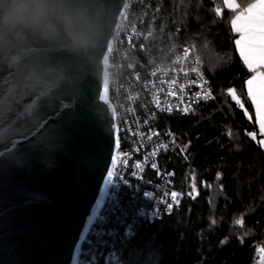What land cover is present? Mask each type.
Returning a JSON list of instances; mask_svg holds the SVG:
<instances>
[{"label": "water", "instance_id": "water-1", "mask_svg": "<svg viewBox=\"0 0 264 264\" xmlns=\"http://www.w3.org/2000/svg\"><path fill=\"white\" fill-rule=\"evenodd\" d=\"M66 2L95 35L86 49L55 18L54 37L0 23V264H73L114 158L104 58L126 0Z\"/></svg>", "mask_w": 264, "mask_h": 264}, {"label": "trees", "instance_id": "trees-1", "mask_svg": "<svg viewBox=\"0 0 264 264\" xmlns=\"http://www.w3.org/2000/svg\"><path fill=\"white\" fill-rule=\"evenodd\" d=\"M237 11L224 0H152L133 55L138 67L146 72L172 63L191 47L217 98L186 118L160 115L175 134L164 163L176 170L182 206L119 246L126 264H251L256 247L264 246V146L246 92L252 72L236 46Z\"/></svg>", "mask_w": 264, "mask_h": 264}, {"label": "built area", "instance_id": "built-area-1", "mask_svg": "<svg viewBox=\"0 0 264 264\" xmlns=\"http://www.w3.org/2000/svg\"><path fill=\"white\" fill-rule=\"evenodd\" d=\"M151 6L152 0H126L104 58L103 98L114 107L117 120L116 163L73 264H126L119 246L138 227L181 209L176 170L164 163L175 134L171 125L160 124L159 117L186 118L217 98L201 56L191 47L172 63L157 64L146 72L138 67L133 55L141 45ZM179 150L187 158L186 149ZM261 249L263 245L256 247L251 264L264 261Z\"/></svg>", "mask_w": 264, "mask_h": 264}, {"label": "clouds", "instance_id": "clouds-1", "mask_svg": "<svg viewBox=\"0 0 264 264\" xmlns=\"http://www.w3.org/2000/svg\"><path fill=\"white\" fill-rule=\"evenodd\" d=\"M53 18L62 26L73 50L86 49L94 43L95 35L81 13L66 0H9L8 8L0 13V23H24L54 37L59 33Z\"/></svg>", "mask_w": 264, "mask_h": 264}, {"label": "snow or ice", "instance_id": "snow-or-ice-1", "mask_svg": "<svg viewBox=\"0 0 264 264\" xmlns=\"http://www.w3.org/2000/svg\"><path fill=\"white\" fill-rule=\"evenodd\" d=\"M257 9L260 10L258 13L256 12ZM237 21H246L244 26L238 29L241 31L242 39L236 41L238 45H242L240 49L242 55H245V46H247L250 51L258 50V56L252 59H250L248 55H245V62L249 67H252L253 63H256L258 66L264 64V2L250 5L245 13L237 16L236 20L233 21L234 27L237 25ZM254 79L262 81L260 94L258 97L257 92L252 88L254 81L248 80V98L255 107L260 129L264 131V74ZM228 95L232 97V100L237 105L243 107V101L237 96L235 89H229ZM262 143H264V141H262ZM112 163H116L115 158L112 160ZM113 175V171L109 172V178ZM176 195L175 192L172 193L173 197H176ZM261 251L264 252V249H261ZM262 264H264V261H262Z\"/></svg>", "mask_w": 264, "mask_h": 264}, {"label": "crops", "instance_id": "crops-1", "mask_svg": "<svg viewBox=\"0 0 264 264\" xmlns=\"http://www.w3.org/2000/svg\"><path fill=\"white\" fill-rule=\"evenodd\" d=\"M262 2H264V0H224L225 7L227 9H229V10H238L237 13L234 15L233 21L236 20L237 16H240L242 13H245L247 8L250 5L259 4V3H262ZM259 11H260L259 9L256 10L257 13ZM245 23H246V21H237V25L235 27L233 25V28H234L235 32L238 34L236 41L242 39L241 31H239L238 29L243 27ZM236 46H237V49L239 51V54L241 56V59H242L244 65L252 72L246 79L247 97H248V84H247L248 80H253L254 81L253 85H252V88H253L254 91L257 92V95L259 97L260 90H261V87H262V81L261 80H255L254 78L255 77H259L262 74H264V64L258 66L256 63H253L252 67H249V65L245 62V55H248L249 58L252 59V58L258 56V50L257 51H250L249 48L247 46H245V55H242L241 50H240L242 45H238L236 43ZM249 101H250V104H251V100L250 99H249ZM251 108H252V112H253V116L255 118V121H256V123L258 125L259 132H260V134L262 136L261 137V141H264V131H262L260 129L259 120L257 119V113H256V110H255V107L252 104H251ZM262 144L264 146V143H262ZM258 264H262V262L258 263Z\"/></svg>", "mask_w": 264, "mask_h": 264}]
</instances>
